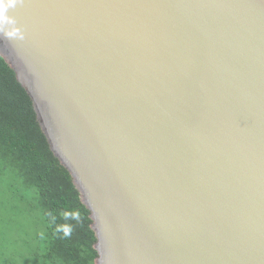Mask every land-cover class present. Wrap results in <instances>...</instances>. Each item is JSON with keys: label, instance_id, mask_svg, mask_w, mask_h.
<instances>
[{"label": "water", "instance_id": "95a60500", "mask_svg": "<svg viewBox=\"0 0 264 264\" xmlns=\"http://www.w3.org/2000/svg\"><path fill=\"white\" fill-rule=\"evenodd\" d=\"M0 3L96 264H264V0Z\"/></svg>", "mask_w": 264, "mask_h": 264}, {"label": "trees", "instance_id": "16d2710c", "mask_svg": "<svg viewBox=\"0 0 264 264\" xmlns=\"http://www.w3.org/2000/svg\"><path fill=\"white\" fill-rule=\"evenodd\" d=\"M0 175L23 191L45 223L37 264H96L90 212L52 153L18 74L1 57Z\"/></svg>", "mask_w": 264, "mask_h": 264}, {"label": "rangeland", "instance_id": "374dc122", "mask_svg": "<svg viewBox=\"0 0 264 264\" xmlns=\"http://www.w3.org/2000/svg\"><path fill=\"white\" fill-rule=\"evenodd\" d=\"M45 223L23 191L0 175V264H37Z\"/></svg>", "mask_w": 264, "mask_h": 264}, {"label": "clouds", "instance_id": "9594fccd", "mask_svg": "<svg viewBox=\"0 0 264 264\" xmlns=\"http://www.w3.org/2000/svg\"><path fill=\"white\" fill-rule=\"evenodd\" d=\"M13 5V0H8V7H11ZM6 10V7L3 3H0V14H3V12Z\"/></svg>", "mask_w": 264, "mask_h": 264}]
</instances>
